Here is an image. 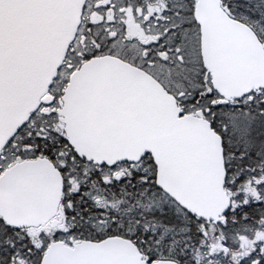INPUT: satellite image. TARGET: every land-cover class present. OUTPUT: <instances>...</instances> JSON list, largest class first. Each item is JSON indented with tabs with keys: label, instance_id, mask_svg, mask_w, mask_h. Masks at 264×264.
Segmentation results:
<instances>
[{
	"label": "snow or ice",
	"instance_id": "snow-or-ice-1",
	"mask_svg": "<svg viewBox=\"0 0 264 264\" xmlns=\"http://www.w3.org/2000/svg\"><path fill=\"white\" fill-rule=\"evenodd\" d=\"M0 264H264V0H0Z\"/></svg>",
	"mask_w": 264,
	"mask_h": 264
}]
</instances>
